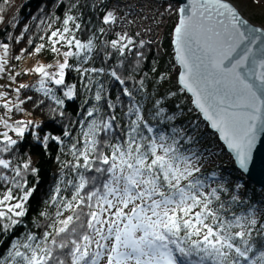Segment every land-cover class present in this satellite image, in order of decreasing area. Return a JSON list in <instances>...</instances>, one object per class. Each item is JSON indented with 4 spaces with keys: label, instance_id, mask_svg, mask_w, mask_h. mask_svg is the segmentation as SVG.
<instances>
[{
    "label": "snow or ice",
    "instance_id": "obj_1",
    "mask_svg": "<svg viewBox=\"0 0 264 264\" xmlns=\"http://www.w3.org/2000/svg\"><path fill=\"white\" fill-rule=\"evenodd\" d=\"M84 7L72 0L62 17L41 20L43 42L29 40L32 52L22 50L53 54V63L29 70L38 74L42 98L25 93L34 85L0 83V243L24 229L0 264H264V211L246 201L241 185L205 178L191 133L169 127L175 117L168 113L179 105L164 102L177 91L191 93L246 172L264 133V28L252 26L231 0H191L177 9L173 28L178 89L153 96V81L139 75L145 41L139 32L115 31L119 5L92 0L89 8L106 9L99 25L84 17ZM0 49V77L15 82L21 73L9 70V43ZM72 72L77 83L67 82ZM110 83L120 86L114 98ZM81 95L87 107L61 135L41 136L34 120L13 119L29 102L39 108L46 100L63 117L66 100ZM28 136L45 148L57 142L65 157H56L57 180L31 227L25 218L39 169L21 152Z\"/></svg>",
    "mask_w": 264,
    "mask_h": 264
},
{
    "label": "trees",
    "instance_id": "obj_2",
    "mask_svg": "<svg viewBox=\"0 0 264 264\" xmlns=\"http://www.w3.org/2000/svg\"><path fill=\"white\" fill-rule=\"evenodd\" d=\"M72 0H8L7 3H0V15H4L5 20L0 23V43L7 42L10 45V65L11 69L16 72L21 64V60L26 58H37L50 63L53 61V54L50 52H42L40 54H25L22 50L27 48L29 52H32L34 45L28 43L29 40L35 41V45L42 43L37 39V37L43 34L44 25L40 24L41 20H47L49 17L63 16V14L68 12V5ZM79 3H83L85 7L81 9L83 11L84 17L86 19H91L93 25H99L100 17L104 14L103 7L89 8L88 5L92 3V0H78ZM233 4H239L243 8H247L250 12L256 13L263 11L264 14V4H259L258 2L253 3L252 0H246V2H241V0H231ZM109 8L111 6V0H106ZM164 12H165V28L161 38L152 44L145 43V48L143 49L146 59L141 61L139 68L141 71L139 75L144 73L148 74V79L153 81V84L149 85L153 96H155L157 91L167 92L169 89L177 91V79H178V67L174 59V53L172 50V37L173 28L178 22V6L172 4L167 0H162ZM171 5V11H166L165 9ZM77 11L76 9L73 10ZM253 19L264 25V21L258 20L256 17ZM9 25H12L9 27ZM55 26V24H54ZM28 31H25V29ZM264 28V27H262ZM87 32L83 33L86 37ZM107 38H114L113 35L109 34ZM104 39V37H102ZM139 39V38H138ZM3 51L0 49V52ZM16 55H21L19 61L15 60ZM134 59V55L129 56V60ZM114 61H110L113 63ZM99 64V60L96 61ZM158 69L157 73L151 71L152 67ZM21 73L15 81L17 86L26 78H30L28 82L23 84L34 85V87L24 90L27 95H33L34 98H42V93L36 92V87H38V74L36 73ZM15 74V73H14ZM166 74L168 77L167 82L160 81L158 75ZM68 83H77L76 74L72 72L67 77ZM163 87H160V85ZM112 97L118 94L117 90L119 85L115 83H110L109 85ZM83 95L78 97L73 101H67L64 106L65 115L60 117L57 112H53L51 108H59L55 105L54 101H45V105L36 108L30 102L26 105V111L24 114L16 113L13 119H32L37 124L41 125V128L37 129L41 136L46 134L61 135V130L68 125L70 122L78 121L83 113ZM164 102L171 108L174 104H178L174 112H169L168 114L174 115L175 119L169 125L184 129L186 132H190L193 137V151L197 152L203 157L204 152L210 151L214 142L218 141L215 134H213L206 124L202 121L199 114L196 112L192 105L191 98L186 93H181L177 91L175 97H164ZM146 107H150L151 99L146 102ZM51 105V108L49 107ZM163 127V126H161ZM75 132L76 129L74 128ZM60 146L55 141H50L47 148L39 144L28 136L25 143L22 145L21 152L24 155L31 156L34 161V166L39 169V184L37 185V190L34 193V197L30 200V214L25 218V222L31 227L30 221L38 215L39 210L43 207V201L48 198L50 190L54 187L59 174V161H57V156H62L59 150ZM67 151V149H65ZM225 157L227 152L224 151ZM221 156V155H220ZM62 158H65L62 156ZM231 158V157H230ZM219 163L209 168L202 170L205 178H209L210 183L224 182L227 186H232L239 184L242 186L243 192H246L245 199L250 205H254L257 209L264 211V191L259 189L257 186L248 182L245 177L239 172L235 167L232 159L218 158ZM215 173L213 177L212 174ZM32 180L31 177H29ZM23 227H18L10 235L2 236V243H0V257L6 256L10 242L14 241L17 236L23 235Z\"/></svg>",
    "mask_w": 264,
    "mask_h": 264
},
{
    "label": "built area",
    "instance_id": "obj_3",
    "mask_svg": "<svg viewBox=\"0 0 264 264\" xmlns=\"http://www.w3.org/2000/svg\"><path fill=\"white\" fill-rule=\"evenodd\" d=\"M119 5L123 19L115 31L122 27L130 35L139 32L145 43L157 42L165 28L162 0H111V7Z\"/></svg>",
    "mask_w": 264,
    "mask_h": 264
},
{
    "label": "water",
    "instance_id": "obj_4",
    "mask_svg": "<svg viewBox=\"0 0 264 264\" xmlns=\"http://www.w3.org/2000/svg\"><path fill=\"white\" fill-rule=\"evenodd\" d=\"M171 2L172 4H176L178 8L181 7H186L190 5L191 0H167ZM178 20H179V14H178ZM247 20V19H246ZM178 24V22H177ZM254 27H260V26H255L252 24ZM262 28V27H261ZM172 50L174 53V59L176 62V65L178 67L179 72L182 71L181 66L178 64L176 60V50H175V44H174V36L172 37ZM191 100H193L192 94L191 93H186ZM194 109L196 112L199 114L200 118L202 121L206 124L208 129L215 134L217 137L218 142L224 147L225 151L227 154L231 157L232 161L234 162L235 167L238 169V167L235 164V156L234 153L227 147L226 142L221 138V133L217 131L216 129H212L209 126V122H207L202 114L196 109L195 105L192 103ZM264 140V133L261 134L260 138H258L257 145L255 147V150L253 152V157H252V162L249 165V168L246 172L239 170V172L245 177L248 182L251 184L257 186L259 189L264 191V143H261L260 141Z\"/></svg>",
    "mask_w": 264,
    "mask_h": 264
},
{
    "label": "rangeland",
    "instance_id": "obj_5",
    "mask_svg": "<svg viewBox=\"0 0 264 264\" xmlns=\"http://www.w3.org/2000/svg\"><path fill=\"white\" fill-rule=\"evenodd\" d=\"M257 2L259 4H264V0H257ZM234 5L239 9V11L242 13L243 17L245 19H247L251 24H253L255 26L264 27V25L262 23H259L253 19V17H256L258 20L264 21L263 11L252 13L247 8L241 7L239 4L235 3ZM2 53H3V51L0 52V54H2ZM9 57H10V54H9ZM53 62H54V60L51 61L50 63H53ZM10 64L11 63L9 61V70L14 74V73H19V72L30 73L29 70L31 68H34L38 64H46V62L43 60L34 58V57L26 58V59L21 60V64H20L19 68L16 70V72H14L11 69ZM29 80H30V78H26V80L23 81V83L28 82ZM5 82L11 83L12 86L15 87L14 86L15 82L6 80V76L0 77V83H5ZM0 130H2V129H0ZM224 151H225L224 147L218 141L214 142L210 151L204 152L203 157L201 155L200 161H201L202 170H204L205 168H209V167H212L214 165H217L219 163V161H217V160H219L218 158H221V157L225 158L227 161H230L231 160L230 156L226 155L227 157H225V155L223 154ZM227 158L230 160H228ZM241 190H242V188H241Z\"/></svg>",
    "mask_w": 264,
    "mask_h": 264
},
{
    "label": "crops",
    "instance_id": "obj_6",
    "mask_svg": "<svg viewBox=\"0 0 264 264\" xmlns=\"http://www.w3.org/2000/svg\"><path fill=\"white\" fill-rule=\"evenodd\" d=\"M6 80H7V78H6ZM5 84H8L7 82H5ZM16 84V83H15ZM14 86H16V85H14Z\"/></svg>",
    "mask_w": 264,
    "mask_h": 264
}]
</instances>
